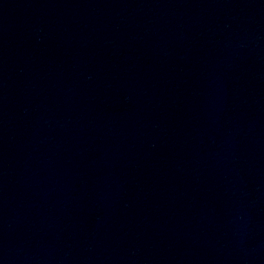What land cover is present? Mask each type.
Segmentation results:
<instances>
[{"label":"water","instance_id":"1","mask_svg":"<svg viewBox=\"0 0 264 264\" xmlns=\"http://www.w3.org/2000/svg\"><path fill=\"white\" fill-rule=\"evenodd\" d=\"M0 264H264V0H0Z\"/></svg>","mask_w":264,"mask_h":264}]
</instances>
